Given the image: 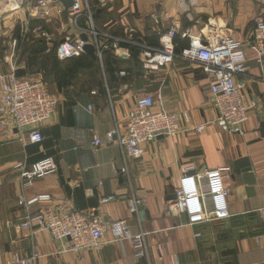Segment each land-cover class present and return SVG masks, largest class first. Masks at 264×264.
I'll list each match as a JSON object with an SVG mask.
<instances>
[{
    "label": "crops",
    "instance_id": "obj_1",
    "mask_svg": "<svg viewBox=\"0 0 264 264\" xmlns=\"http://www.w3.org/2000/svg\"><path fill=\"white\" fill-rule=\"evenodd\" d=\"M87 1L93 27L100 32L99 42L107 40L103 34L120 36L126 28H133L157 43L159 31L175 27L177 54L154 72L143 69L141 50L125 46L106 50L101 58L84 52L61 60L48 40L31 34L22 39L23 29L34 21L50 27L49 17L29 15L36 0H24L19 6L0 2V72L40 77L58 101L52 117L40 126V143L20 139L22 131H17L10 116L0 115V261L36 252V264H264V130L260 129L264 122V54L258 61L248 49L255 19L264 13V0ZM66 8L60 1V41L70 34L88 35L82 30L89 23L80 18L75 23ZM209 17L228 28L245 49L247 69L235 76L250 105V117L242 130L228 132L208 125L199 134L186 131L159 136L138 158L107 142L106 132L115 122L125 126L128 110L143 94L151 95L158 109L186 111L189 127L215 116L211 75L198 62L179 55L188 42L184 30L193 27L197 31ZM51 37L52 43L59 40ZM96 137L103 141L92 146ZM46 156L55 159L57 171L22 185V167ZM122 166H127L128 176L120 175ZM190 166L193 172H222L229 217L188 225L185 215L167 211L179 178ZM40 194L109 221L125 219L132 233H146L147 254L135 256L130 240L114 241L111 232L96 248L62 252L68 244L55 241L47 231L20 226L26 213L35 215L41 207L38 202L26 207L21 199ZM132 197L141 199L142 218L140 211L128 212Z\"/></svg>",
    "mask_w": 264,
    "mask_h": 264
},
{
    "label": "built area",
    "instance_id": "obj_2",
    "mask_svg": "<svg viewBox=\"0 0 264 264\" xmlns=\"http://www.w3.org/2000/svg\"><path fill=\"white\" fill-rule=\"evenodd\" d=\"M24 0H0L5 4L19 6ZM32 1V0H30ZM61 0H36L33 10L29 12L32 18H43L51 2ZM105 3L107 0H98ZM67 14L77 23L82 13H87L89 27L82 30L93 39L89 43L95 47V54L102 57L105 49H119L120 43H130L141 48L142 67L147 72L158 71L172 62L177 52L174 38L178 30L175 27L158 32L157 45L149 44L133 28H126L123 36L103 34L107 37L99 42L100 32L93 27L91 9L87 0H72L66 8ZM263 13V12H262ZM255 19L251 31L248 49L253 51L258 61L264 54V19L263 14ZM28 26V25H27ZM46 28L41 24L33 28L23 29L22 39L32 33L37 37L52 43ZM87 35V36H88ZM188 42L179 55L185 60L198 62L202 69L211 75L210 91L213 95L212 104L215 116L189 127L190 117L186 111L181 114L166 112L155 107L151 95L139 96L133 107L126 115L124 127L115 122L106 132L105 140L120 146L126 155L134 158L142 156L146 145L159 136H175L182 132L193 131L197 134L205 127L218 126L228 132H240L250 117V105L246 102L242 92V84L235 80V76L245 72L246 58L242 43L235 40L223 24L209 17L201 22L197 31L193 27L184 30ZM14 43H17L14 40ZM80 36L66 35L55 46L56 55L64 60L77 57L84 53V45ZM57 98L50 93L46 82L40 78L18 77L14 73L0 72V115H9L17 131H22L20 139L27 143H40L43 136L40 126L46 123L56 110ZM185 123V124H184ZM103 140L96 137L92 146H97ZM58 165L52 156L43 157L20 170L19 177L22 185L28 186L35 179L45 177L57 171ZM194 166L186 167L174 189V197L167 204V211L174 215H185L188 225L215 222L230 216L227 189L223 174L218 169L195 171ZM121 176H128L127 166L119 169ZM110 197L104 198L107 201ZM20 201L26 207L33 203H40L37 214L26 213L20 226L26 229L47 231L57 242L68 244L61 248L62 252L72 251L81 253L84 250L98 247L107 232H111L114 241L130 240L135 250V256L147 254L146 233L140 231L132 233L126 225L125 219L109 221L93 212L80 211L62 206L53 201L48 194H40L22 198ZM141 199L132 197L128 200V212L137 213ZM39 255L34 252L28 257L12 255L0 264H36Z\"/></svg>",
    "mask_w": 264,
    "mask_h": 264
},
{
    "label": "rangeland",
    "instance_id": "obj_3",
    "mask_svg": "<svg viewBox=\"0 0 264 264\" xmlns=\"http://www.w3.org/2000/svg\"><path fill=\"white\" fill-rule=\"evenodd\" d=\"M54 14L56 16H52ZM43 17H49L50 18V24H49L50 27H48V29H45V30H47L48 33L50 32L49 33L50 37L52 35L54 38L59 39L57 41V43H58L60 41V35H59V33H60V3L57 2V1L51 2L49 4V9L47 10L46 14H44ZM53 17H58L59 19L58 18L55 19ZM79 18H80L79 21L83 22L84 20H86V22L88 23V15H87V13H85V12L82 13ZM40 19H43V18H40ZM63 23H64V25H66L68 27V23L67 22H65L63 20ZM37 24H41L42 26H44V24L42 22H40V21L35 22L34 21V23L30 24V28H33ZM69 25H70V23H69ZM30 34L34 35L32 33H30ZM68 36H70L72 38V37H75V34H70Z\"/></svg>",
    "mask_w": 264,
    "mask_h": 264
},
{
    "label": "water",
    "instance_id": "obj_4",
    "mask_svg": "<svg viewBox=\"0 0 264 264\" xmlns=\"http://www.w3.org/2000/svg\"><path fill=\"white\" fill-rule=\"evenodd\" d=\"M61 1L65 4L66 7L70 6L71 3H72V0H61ZM80 38L83 41H86V43L84 45V51L86 53L90 54L92 57H95V47H94V45L92 43L87 42L88 41V36L85 33H83L80 36ZM53 44H54V46H56L58 43H57V41H54ZM260 125H261L260 129L264 130V122H261ZM262 134L264 135V131L262 132ZM138 211H140V215H141V218H142L144 210L142 209V205L141 204L138 205Z\"/></svg>",
    "mask_w": 264,
    "mask_h": 264
},
{
    "label": "trees",
    "instance_id": "obj_5",
    "mask_svg": "<svg viewBox=\"0 0 264 264\" xmlns=\"http://www.w3.org/2000/svg\"><path fill=\"white\" fill-rule=\"evenodd\" d=\"M264 14V13H263ZM120 36H123V34L122 35H120ZM119 36V37H120ZM176 37V36H175ZM175 40V39H174ZM146 41L149 43V44H151V45H156L157 43L156 42H149L147 39H146ZM120 45L121 46H125V47H128L131 51H135V52H139V50H141V48L140 47H138V46H136V45H133V44H130V43H125V42H122V43H120ZM52 50H53V52H55L56 53V49H55V47L54 48H52ZM51 50V51H52ZM107 51H108V49H106ZM106 50L104 49L103 50V53L104 52H106ZM175 50H176V47H175ZM84 54H88V53H84ZM89 55V54H88ZM78 57V56H77ZM70 58H74V57H70ZM70 58H66V59H70ZM65 60V59H64Z\"/></svg>",
    "mask_w": 264,
    "mask_h": 264
}]
</instances>
